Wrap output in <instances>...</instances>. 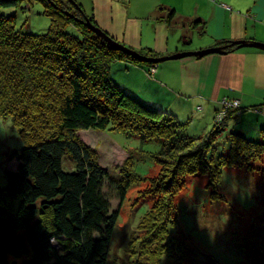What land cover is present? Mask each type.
<instances>
[{"label": "trees", "instance_id": "obj_1", "mask_svg": "<svg viewBox=\"0 0 264 264\" xmlns=\"http://www.w3.org/2000/svg\"><path fill=\"white\" fill-rule=\"evenodd\" d=\"M24 2L43 5L50 18L45 33L17 29L16 13H6ZM85 17L95 23L75 0H0V116L11 118L24 143L7 157L0 192V264H110L120 208L141 182L146 184L136 198L150 196L153 203L139 221L142 234L129 240L123 264H158L165 255L185 252L183 233L173 232L174 197L186 177L207 176L215 201L224 198L218 183L225 167L264 175V165H255L264 163V126L255 136L231 130L227 147H220L228 120L241 110L229 109L218 122V108L209 128L188 131L194 130L191 118L150 105L114 80L111 65L117 60L146 66L148 78L151 62L111 47ZM138 52L157 56L150 49ZM89 129L138 137L141 144L155 139L159 150L146 153L158 172L143 177L133 171L132 150L118 167L121 177L112 178L96 148L79 135Z\"/></svg>", "mask_w": 264, "mask_h": 264}, {"label": "crops", "instance_id": "obj_2", "mask_svg": "<svg viewBox=\"0 0 264 264\" xmlns=\"http://www.w3.org/2000/svg\"><path fill=\"white\" fill-rule=\"evenodd\" d=\"M76 2L104 32L137 51L151 49L160 55H170L238 39L264 42L261 20L249 31L247 23L251 15L217 0ZM169 9L174 11L168 20ZM126 63L123 73L130 78L121 83L125 88L150 105L172 110L181 120L191 118L197 132L212 125L223 98L240 99L236 123L246 117L253 119L246 129L240 125L239 132L255 136L264 126L262 49L241 47L202 57L188 55L166 60L151 78L146 75V66Z\"/></svg>", "mask_w": 264, "mask_h": 264}, {"label": "rangeland", "instance_id": "obj_3", "mask_svg": "<svg viewBox=\"0 0 264 264\" xmlns=\"http://www.w3.org/2000/svg\"><path fill=\"white\" fill-rule=\"evenodd\" d=\"M217 1L236 10L241 9L245 15H251L247 23L249 31L253 30L252 25L259 20L264 23V0ZM43 9L41 3L24 2L20 8H9L6 13H16L17 29L23 32L45 33L50 18L43 14ZM69 31H72V28H69ZM155 53V57L166 56ZM160 63L151 62L149 71L152 76ZM126 65L122 60H117L111 65L112 77L120 84L127 83L130 78L123 73ZM240 102L239 98H223L219 112L225 111V108L227 111L238 109ZM236 103L238 106H234ZM252 122L253 119L247 117L238 123L235 118L229 119L226 131L220 136V147H227L225 136L229 131H238L240 125H244L243 128L246 129ZM188 131L198 133L192 128ZM79 135L86 144L96 148L99 161L110 170L112 178L121 177L118 167L132 150L133 171L139 176L153 177L159 170V164L146 153L159 150L160 144L155 139L141 144L138 137H125L122 133L93 129L81 130ZM23 146L24 143L11 118L0 116V192L7 183V157L11 151L19 150ZM255 165L263 167L264 163L256 162ZM145 184L146 182H141L132 186L120 208L111 240L110 264H123L127 260L129 240L136 234H142L138 226L139 221L153 203L150 196L141 200L136 198L137 190ZM218 189L224 198L214 201L209 197L211 188H208L207 176H189L181 182V188L174 197L178 210V225L173 234L179 237L183 233L185 252L181 254L175 251L165 255L158 264H264V175L225 167ZM117 206L118 202L112 201V208ZM181 255L184 260H180ZM138 257L140 258L139 254ZM140 260L144 263L146 261L143 258Z\"/></svg>", "mask_w": 264, "mask_h": 264}, {"label": "water", "instance_id": "obj_4", "mask_svg": "<svg viewBox=\"0 0 264 264\" xmlns=\"http://www.w3.org/2000/svg\"><path fill=\"white\" fill-rule=\"evenodd\" d=\"M85 24L98 36H100L104 41H106L111 47L120 50L133 58L139 61H147V62H163L166 60L171 59H178L188 55L202 57L210 53H224L226 52L228 47L235 46V48L241 47H255L264 50V42L258 40H245V39H238V40H231L227 44L220 45V46H213L209 48L194 50V51H183L178 52L172 55H166L161 57H146L143 54L139 53L137 50L131 49L122 45L119 41L112 38L109 34L104 32L99 26L95 23L91 22L87 17L84 20Z\"/></svg>", "mask_w": 264, "mask_h": 264}, {"label": "built area", "instance_id": "obj_5", "mask_svg": "<svg viewBox=\"0 0 264 264\" xmlns=\"http://www.w3.org/2000/svg\"><path fill=\"white\" fill-rule=\"evenodd\" d=\"M237 101V100H236ZM228 102V101H227ZM238 103V102H237ZM235 104L234 106H238V104ZM229 105V104H228ZM226 111H227V109L225 108V111L223 110V111H221V112H219V110H218V112L216 113V121H218V122H221L224 118H225V116H226Z\"/></svg>", "mask_w": 264, "mask_h": 264}, {"label": "flooded vegetation", "instance_id": "obj_6", "mask_svg": "<svg viewBox=\"0 0 264 264\" xmlns=\"http://www.w3.org/2000/svg\"><path fill=\"white\" fill-rule=\"evenodd\" d=\"M230 42V41H229ZM227 44V43H226ZM231 47H235V46H231ZM228 48H230V47H228ZM235 49V48H234Z\"/></svg>", "mask_w": 264, "mask_h": 264}]
</instances>
